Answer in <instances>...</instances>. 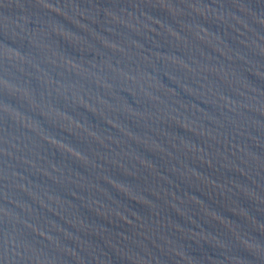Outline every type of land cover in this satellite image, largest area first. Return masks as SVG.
I'll use <instances>...</instances> for the list:
<instances>
[{
  "label": "water",
  "instance_id": "obj_1",
  "mask_svg": "<svg viewBox=\"0 0 264 264\" xmlns=\"http://www.w3.org/2000/svg\"><path fill=\"white\" fill-rule=\"evenodd\" d=\"M0 264H264V0H0Z\"/></svg>",
  "mask_w": 264,
  "mask_h": 264
}]
</instances>
